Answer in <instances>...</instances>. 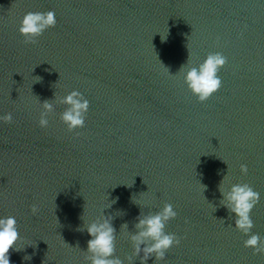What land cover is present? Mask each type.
Instances as JSON below:
<instances>
[{"label": "water", "instance_id": "obj_1", "mask_svg": "<svg viewBox=\"0 0 264 264\" xmlns=\"http://www.w3.org/2000/svg\"><path fill=\"white\" fill-rule=\"evenodd\" d=\"M49 10L56 26L25 44V13ZM214 52L227 57L222 86L201 103L180 69ZM73 90L90 103L85 127L68 132L67 106L55 104L41 128V104ZM7 113L0 218L16 217L22 248L11 264H87L86 227L102 211L129 264L138 217L165 203L177 212L166 232L181 242L157 264H264L220 190L248 183L260 193L251 231L264 238V0H0Z\"/></svg>", "mask_w": 264, "mask_h": 264}, {"label": "clouds", "instance_id": "obj_2", "mask_svg": "<svg viewBox=\"0 0 264 264\" xmlns=\"http://www.w3.org/2000/svg\"><path fill=\"white\" fill-rule=\"evenodd\" d=\"M56 24V15L52 10L29 11L21 19L18 31L23 36L25 44H36L38 38L48 29L54 28ZM226 63V56L221 52H214L209 53L198 66L188 67L186 63L181 67L184 83L199 102L207 101L221 88L222 80L218 73ZM55 104L67 106L60 114V120L66 125L68 132L85 127L90 103L81 92L73 90L66 96H57L55 100H45L41 104L42 111L38 121L41 128L49 126L48 118L55 112ZM0 120L11 124L13 116L7 113L0 117ZM240 172L247 175V165L241 164ZM220 190L223 196L222 202L230 213L235 214V228L248 236L244 246L252 248L253 254L264 255V238L251 231L254 227L251 212L260 201V193L248 183L231 184L227 191L221 186ZM31 211L35 215L39 211L38 206L33 204ZM176 216L177 212L171 203H165L158 212L141 214L135 225L136 231L130 236L133 247L132 256H139L141 264H146L153 256L154 264H157V261H163L166 253L181 242L175 233L166 232L169 221ZM112 219V216H105L102 211L99 218L87 224L86 230L91 237L87 242V251H85L87 254L84 257L87 264H123V261L115 256L117 233L112 225ZM20 240L16 217L9 215L0 218V264H11L10 250L20 251L22 248L17 247ZM141 253H143L142 256ZM132 256L128 257L129 264H131ZM23 259L30 260L31 256L26 255Z\"/></svg>", "mask_w": 264, "mask_h": 264}]
</instances>
